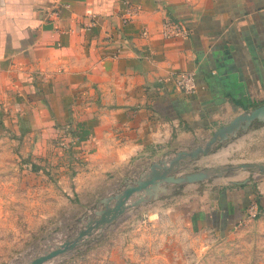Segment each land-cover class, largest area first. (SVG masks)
I'll return each mask as SVG.
<instances>
[{
  "label": "crops",
  "instance_id": "crops-1",
  "mask_svg": "<svg viewBox=\"0 0 264 264\" xmlns=\"http://www.w3.org/2000/svg\"><path fill=\"white\" fill-rule=\"evenodd\" d=\"M166 16L190 35L164 38ZM186 69L189 94L173 77ZM261 103L264 0H0V135L48 164L58 151L86 202ZM257 154L247 162L264 163ZM204 186L220 232L264 207V172Z\"/></svg>",
  "mask_w": 264,
  "mask_h": 264
},
{
  "label": "rangeland",
  "instance_id": "rangeland-1",
  "mask_svg": "<svg viewBox=\"0 0 264 264\" xmlns=\"http://www.w3.org/2000/svg\"><path fill=\"white\" fill-rule=\"evenodd\" d=\"M260 123L254 121L249 129ZM25 144L0 135V264H27L71 239L99 204L84 201L90 197L75 190V169L59 168L63 159L58 151L48 164L47 157L30 156ZM257 152L264 154V132L240 129L175 173L218 167L222 174L212 171L202 181L229 184L256 175L244 173L239 164ZM205 182L198 187L197 182L177 184L41 264H264V207L220 232L204 215Z\"/></svg>",
  "mask_w": 264,
  "mask_h": 264
},
{
  "label": "water",
  "instance_id": "water-1",
  "mask_svg": "<svg viewBox=\"0 0 264 264\" xmlns=\"http://www.w3.org/2000/svg\"><path fill=\"white\" fill-rule=\"evenodd\" d=\"M254 121H264V103L238 113L229 122L216 128L204 143L190 149L173 151L172 156H164L151 163L148 170L135 178L128 179L121 189L102 197L94 209L95 216L88 217L85 226L80 228L74 237L38 254L27 264H41L45 260L73 248L93 229H101L105 224L116 220L127 209L156 199L162 193L170 192L177 184L206 180L211 177L212 171L222 174L224 170L222 171L218 167L213 170L203 168L183 174L175 172L181 168L183 161L209 154L213 147H218L222 142L228 141L229 137L236 135L238 130H247ZM239 166L244 170L264 172V163L242 162ZM249 179L250 177H246L243 182Z\"/></svg>",
  "mask_w": 264,
  "mask_h": 264
},
{
  "label": "built area",
  "instance_id": "built-area-1",
  "mask_svg": "<svg viewBox=\"0 0 264 264\" xmlns=\"http://www.w3.org/2000/svg\"><path fill=\"white\" fill-rule=\"evenodd\" d=\"M132 16V12L123 16V22L128 21ZM161 35L164 38H187L191 29L182 21L174 17H164L161 22ZM175 85L184 93H193L197 88L195 81V73L193 70H180L173 72Z\"/></svg>",
  "mask_w": 264,
  "mask_h": 264
}]
</instances>
